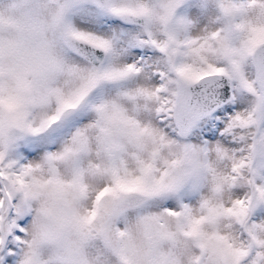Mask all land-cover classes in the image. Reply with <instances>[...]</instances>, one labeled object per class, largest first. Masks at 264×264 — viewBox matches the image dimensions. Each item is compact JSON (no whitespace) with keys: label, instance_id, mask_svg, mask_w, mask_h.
<instances>
[{"label":"snow or ice","instance_id":"obj_1","mask_svg":"<svg viewBox=\"0 0 264 264\" xmlns=\"http://www.w3.org/2000/svg\"><path fill=\"white\" fill-rule=\"evenodd\" d=\"M0 264H264V0H0Z\"/></svg>","mask_w":264,"mask_h":264}]
</instances>
